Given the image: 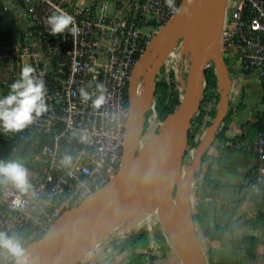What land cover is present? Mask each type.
Here are the masks:
<instances>
[{
    "label": "built area",
    "instance_id": "1",
    "mask_svg": "<svg viewBox=\"0 0 264 264\" xmlns=\"http://www.w3.org/2000/svg\"><path fill=\"white\" fill-rule=\"evenodd\" d=\"M16 9L22 27L16 46L0 42V63L14 62L10 82L19 77L24 64L34 66L37 74L45 73L48 107L31 125L11 136L26 142L37 155L36 174L29 176L30 191L21 195L11 185H0V232L16 235L25 247L63 210L79 204L116 173L129 116V76L147 38L175 12L165 0H20ZM59 11L74 17L78 29L74 35L49 33L47 18ZM176 45L167 54L170 58L181 56V46ZM218 49L226 66L235 65L241 74L255 77L260 89L263 107L251 141L253 162L243 183L261 196L264 0H225ZM98 83L104 85L105 103L96 108L93 101L101 94ZM80 88L91 99L84 101ZM155 116L152 111L144 117L142 142L157 131L161 121ZM82 134L88 137L85 143L80 140ZM66 155L72 157L67 167L60 163ZM18 196L20 205L14 203ZM12 261L6 255L1 264Z\"/></svg>",
    "mask_w": 264,
    "mask_h": 264
},
{
    "label": "water",
    "instance_id": "2",
    "mask_svg": "<svg viewBox=\"0 0 264 264\" xmlns=\"http://www.w3.org/2000/svg\"><path fill=\"white\" fill-rule=\"evenodd\" d=\"M178 6H186L189 14L175 13L151 36L129 76V116L116 173L79 204L63 210L38 239L25 246L29 264H72L141 204L154 198L162 201L169 214L180 264H206L195 232L189 194L202 155L227 111L230 78L218 49L225 0H192L190 4L180 0ZM178 42L181 53L189 57L182 96L161 120L157 131L142 142L144 113L153 99L159 66ZM209 58L215 68L218 99L210 123L182 169L187 130L202 98L203 72Z\"/></svg>",
    "mask_w": 264,
    "mask_h": 264
},
{
    "label": "crops",
    "instance_id": "3",
    "mask_svg": "<svg viewBox=\"0 0 264 264\" xmlns=\"http://www.w3.org/2000/svg\"><path fill=\"white\" fill-rule=\"evenodd\" d=\"M0 2L11 11L17 29L21 28V20L16 13L18 1ZM14 66V62L0 63V96L9 90L12 83L9 75L14 72ZM227 70L230 78L227 111L219 125L223 132L221 136L214 137L204 151L200 169L191 183V213L206 264H264V190L261 196H257L243 183L253 162L251 141L262 110L259 107L263 104L258 96L246 110L242 101L244 93L248 94L245 84L251 78L256 79L241 74L235 65L227 66ZM255 90H258V84ZM14 133L5 131L0 123L1 138L17 141L11 138ZM24 158L33 161L37 155L30 150L26 155L17 153L13 160ZM27 169L29 176L36 174L37 168ZM204 174L207 183L201 187ZM122 228L110 230L72 264H144L139 245L121 246L128 240V234ZM11 236L17 238L16 235ZM6 255L0 253V264ZM169 256L172 264L180 263L176 251L170 250ZM152 264H160V259H154Z\"/></svg>",
    "mask_w": 264,
    "mask_h": 264
},
{
    "label": "clouds",
    "instance_id": "4",
    "mask_svg": "<svg viewBox=\"0 0 264 264\" xmlns=\"http://www.w3.org/2000/svg\"><path fill=\"white\" fill-rule=\"evenodd\" d=\"M192 0H188L190 4ZM166 6L177 14L188 15L186 6H177L176 0H165ZM49 33L52 36L63 35L65 32L74 35L77 32L74 17L64 11L54 12L47 18ZM45 73L37 74V69L31 64H24L19 77L9 85L6 95L0 96V123L5 131L20 132L48 111L46 104ZM100 95L93 101V106L99 108L105 103L104 85H96ZM84 101L91 99L88 92L79 89ZM82 143L87 142L86 134L80 136ZM62 166H70L72 157L66 155L60 161ZM0 185H11L19 194H27L32 185L29 181L27 167L20 160L0 161ZM20 205L19 196L14 201ZM0 253L9 255L14 264H29L27 249L20 239L0 232Z\"/></svg>",
    "mask_w": 264,
    "mask_h": 264
},
{
    "label": "rangeland",
    "instance_id": "5",
    "mask_svg": "<svg viewBox=\"0 0 264 264\" xmlns=\"http://www.w3.org/2000/svg\"><path fill=\"white\" fill-rule=\"evenodd\" d=\"M151 36H149L147 39L149 40ZM176 46H181V43L179 42ZM187 55L188 54L181 53L180 58H173V57L170 58L168 55H166L156 75V79L164 78L165 80H167L168 73L172 72L171 81L173 82V86L179 94L178 96L179 100L182 96V85L185 82V75H186V70H187V66L189 62V57H187ZM226 62L228 64L227 60ZM210 63H212L211 58H209V60L207 61L206 66H208ZM138 85L140 86V82L138 83ZM256 88H257V82L253 78L248 80L247 85L245 84V90L248 92V94L246 92L244 93L242 101L245 104L246 110H249L250 104L253 103L254 100H257L258 96L260 99L259 86H258L257 91L255 90ZM206 98H207L206 96L202 95V98L200 99V102H199L198 110L193 114L192 118L195 117L198 111L200 110L209 109V110L215 111L217 100L216 102H214ZM151 107L152 106L150 105L149 109L144 113V117L149 116L151 114V112L153 111ZM259 108L261 109L262 107L260 106ZM255 115L257 116V114ZM211 119L212 118L210 116H207V115L204 116L203 124L200 126V131L197 134L198 139L203 133L207 124L210 123ZM190 125H192V122H189V126ZM140 146L141 145H138V147ZM194 148L195 146L185 147V151H184V155L182 159V169L190 161L193 155ZM20 161L27 167H30L33 169L38 167L37 161L36 160L32 161L31 158H29L28 160L24 158L23 160L21 159ZM149 215L150 216H148L147 219L142 221L137 227L129 231H126V234H128V237L126 238H129L128 242L135 241L136 239L141 241V246L139 245V249L141 251L139 253H140V257L144 258V260L142 261L144 262V264H152L153 260L157 258L160 259V264H172V262L170 261L169 251L170 250L175 251L174 246H173L174 236H173L172 227H171V223L169 219V214L164 208L162 201L160 200L155 201V203L151 206ZM138 218H139V213L137 214V211H136L134 216H132L130 219L126 218L124 221H122L120 224H118L114 228L125 227L128 222L137 220ZM164 218H165V221L163 220ZM161 229L164 230L166 238L169 240L168 237H170L171 241L169 240L168 242L165 236L160 235L159 231L162 233ZM149 241L150 243L148 244ZM145 243L147 244L144 245ZM176 256H177V260H179L180 262L179 255L176 254Z\"/></svg>",
    "mask_w": 264,
    "mask_h": 264
},
{
    "label": "trees",
    "instance_id": "6",
    "mask_svg": "<svg viewBox=\"0 0 264 264\" xmlns=\"http://www.w3.org/2000/svg\"><path fill=\"white\" fill-rule=\"evenodd\" d=\"M17 32L18 29L15 24L11 11L6 9L0 2V42L13 44L15 42V37ZM171 77H172V72H169L167 80H165L164 78H159V79H155L154 81L152 110L154 111L157 119L160 121L164 118L165 115L170 113L179 103V98H178L179 94L173 86ZM203 78H204V88L202 95L206 96L207 97L206 99L216 102V100L218 99V85H217V79H216L213 62L205 67V70L203 72ZM205 115L210 116L212 118L214 115V111L209 109L200 110L198 111L196 116L191 119L190 122H192V125H190L187 130L186 147L196 145L198 141L197 134L200 131V126L203 124V118ZM222 132H223V127H218L214 137L221 136ZM28 151H30V147L26 142L22 140L11 141L0 137V161L13 160L14 156L17 153L26 155ZM203 156L204 153L202 155V160H203ZM206 183H207V179L204 174L202 177L201 187H203ZM161 231L162 233L159 231L160 235H163L166 238L164 230L161 229ZM168 238L171 241L170 237ZM166 240L169 242L167 238ZM125 241L128 244L127 243L125 244ZM125 241H123V244L121 245L122 247L125 246L133 247V246L141 245V241H139L138 239H136L135 241L128 242L129 241L128 238V240ZM146 244L147 243H145L144 245Z\"/></svg>",
    "mask_w": 264,
    "mask_h": 264
},
{
    "label": "bare ground",
    "instance_id": "7",
    "mask_svg": "<svg viewBox=\"0 0 264 264\" xmlns=\"http://www.w3.org/2000/svg\"><path fill=\"white\" fill-rule=\"evenodd\" d=\"M157 199H151L149 201H147L144 204H141L134 212L133 214H131L129 216L128 219H130L132 216H134L135 212L137 211V214L139 213V218L137 220L134 221H130L126 224L125 227H123L121 230L122 231H129L131 229H134L135 227H137L142 221H144L145 219H147L148 216H150V209L151 206L155 203ZM153 208V207H152ZM127 219V220H128ZM110 235V234H109ZM124 236V235H123ZM108 237V236H107Z\"/></svg>",
    "mask_w": 264,
    "mask_h": 264
},
{
    "label": "flooded vegetation",
    "instance_id": "8",
    "mask_svg": "<svg viewBox=\"0 0 264 264\" xmlns=\"http://www.w3.org/2000/svg\"><path fill=\"white\" fill-rule=\"evenodd\" d=\"M161 65V64H160ZM159 68H160V66H159ZM142 82H140V88H141V86H142V84H141ZM153 100V99H152ZM151 104H152V102H151Z\"/></svg>",
    "mask_w": 264,
    "mask_h": 264
}]
</instances>
